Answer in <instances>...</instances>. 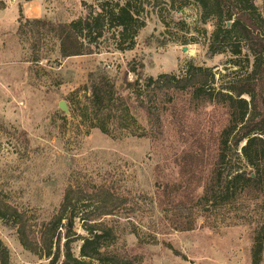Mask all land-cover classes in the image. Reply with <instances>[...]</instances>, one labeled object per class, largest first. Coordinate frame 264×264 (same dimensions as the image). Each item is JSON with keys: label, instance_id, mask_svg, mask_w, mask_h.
Segmentation results:
<instances>
[{"label": "rangeland", "instance_id": "obj_1", "mask_svg": "<svg viewBox=\"0 0 264 264\" xmlns=\"http://www.w3.org/2000/svg\"><path fill=\"white\" fill-rule=\"evenodd\" d=\"M102 1L114 0H0V199L25 213L33 225L56 213L68 186L89 191L105 186L122 201L105 219L116 229L108 252L134 264H252L254 238L264 221V194L239 193L215 207L202 204L191 214L192 231L175 228L174 204L190 193L184 190L189 180L180 157L189 150L191 133L207 138L221 130V108L194 100L189 91L171 90L166 97L155 94L159 122L152 128L130 106L123 128L110 124L104 134L92 127L87 101L90 72L104 69L118 87L132 59L140 60L143 75L151 78L182 74L190 63L210 68L217 84L232 73H246L245 67H233L229 54L208 52L214 21L203 24L198 6L190 1L172 11L167 0H146L145 27L135 49L125 53L115 49L117 33L110 31L93 55L63 59L52 33L19 28L26 19L69 23ZM253 1L264 16V0ZM198 175L191 187L203 180ZM173 183L183 186L168 197L163 186ZM193 194L199 198L201 190ZM73 231L85 236L77 220ZM0 241L8 264H48L24 250L14 229L1 222ZM79 246V241L72 244L76 257Z\"/></svg>", "mask_w": 264, "mask_h": 264}, {"label": "trees", "instance_id": "obj_2", "mask_svg": "<svg viewBox=\"0 0 264 264\" xmlns=\"http://www.w3.org/2000/svg\"><path fill=\"white\" fill-rule=\"evenodd\" d=\"M189 1L198 6L203 24L210 19L214 21L208 52L229 54L230 64L235 68L244 66L246 73H232L227 82L217 84L212 69L190 63L182 74L151 78L143 75L142 62L132 59L118 87L104 69L97 68L87 76L90 121L93 128L104 134L109 133L107 125L110 124L123 128L130 106L142 112L152 128L159 122L155 94L166 97L171 90L189 91L194 100L223 110L225 119L221 130L210 133L207 138L199 132L191 133L189 150L180 157L182 173L189 180L188 184L184 183V190L190 192L185 195L186 201L174 204L178 218L175 228L181 232L194 229L195 219L191 214L202 204L215 207L230 202L239 193L264 194V16L253 0H167L172 11L181 10ZM144 4L146 0L102 1L95 11L91 8L84 17L69 23L26 19L19 22V28L28 26L35 34L52 33L63 59L93 55L99 40L110 31L117 33L115 49L125 53L135 49L138 33L145 27ZM2 9L4 4L0 2ZM161 22L164 24L165 20L161 18ZM128 75L133 76L132 81ZM124 92L128 96H123ZM207 164L211 165L205 173ZM198 174L203 180L191 187ZM182 186L166 184L162 193L173 197ZM197 189L201 190L199 198L193 194ZM121 202L105 186L90 191L68 186L58 210L48 221L30 225L25 213L0 199V222L14 229L24 250L46 259L48 264H134L131 259L107 251L116 240V229L105 219L117 212ZM187 210L190 213L184 221ZM76 220L81 223L84 237L73 231ZM76 241L80 242L77 257L72 251ZM262 262L264 221L257 230L252 249V264ZM0 264H8V252L1 241Z\"/></svg>", "mask_w": 264, "mask_h": 264}, {"label": "water", "instance_id": "obj_3", "mask_svg": "<svg viewBox=\"0 0 264 264\" xmlns=\"http://www.w3.org/2000/svg\"><path fill=\"white\" fill-rule=\"evenodd\" d=\"M62 104H63V103H61L59 106H60L61 109L65 110V107H64V105H62Z\"/></svg>", "mask_w": 264, "mask_h": 264}]
</instances>
